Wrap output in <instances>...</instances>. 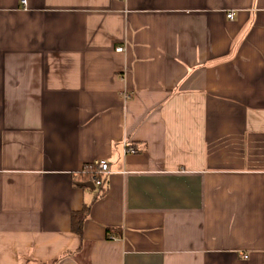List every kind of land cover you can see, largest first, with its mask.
<instances>
[{
    "label": "crops",
    "instance_id": "1",
    "mask_svg": "<svg viewBox=\"0 0 264 264\" xmlns=\"http://www.w3.org/2000/svg\"><path fill=\"white\" fill-rule=\"evenodd\" d=\"M0 264H264V0H0Z\"/></svg>",
    "mask_w": 264,
    "mask_h": 264
},
{
    "label": "trees",
    "instance_id": "2",
    "mask_svg": "<svg viewBox=\"0 0 264 264\" xmlns=\"http://www.w3.org/2000/svg\"><path fill=\"white\" fill-rule=\"evenodd\" d=\"M99 175L96 174V164L93 162L87 163L82 167V171L80 172V179L78 178L76 181H74L75 185H79V182H93L94 178L98 177ZM99 178V177H98ZM104 179L101 178V184L94 186L98 189L96 196L94 199H96L98 196L103 195L106 192V185H104ZM89 213V205L84 204L80 210L72 211L70 214V228L71 231L76 233L77 235H82V226L84 220L87 218ZM107 236L109 237L113 231L112 228L107 227Z\"/></svg>",
    "mask_w": 264,
    "mask_h": 264
},
{
    "label": "built area",
    "instance_id": "3",
    "mask_svg": "<svg viewBox=\"0 0 264 264\" xmlns=\"http://www.w3.org/2000/svg\"><path fill=\"white\" fill-rule=\"evenodd\" d=\"M24 2V1H23ZM228 18L232 17V13L228 12L226 14ZM122 47H115V51H121ZM130 97L128 93L123 92L122 93V98L123 100H126ZM122 146H123V154L127 153H134L135 149L124 139L122 141ZM93 163L96 164V174L99 175L98 177L94 178V184L99 185L101 184V178H105L108 175V163L105 160H96L93 161Z\"/></svg>",
    "mask_w": 264,
    "mask_h": 264
},
{
    "label": "water",
    "instance_id": "4",
    "mask_svg": "<svg viewBox=\"0 0 264 264\" xmlns=\"http://www.w3.org/2000/svg\"><path fill=\"white\" fill-rule=\"evenodd\" d=\"M79 185L90 187V188H94L93 182H90V181H88V182H79Z\"/></svg>",
    "mask_w": 264,
    "mask_h": 264
}]
</instances>
